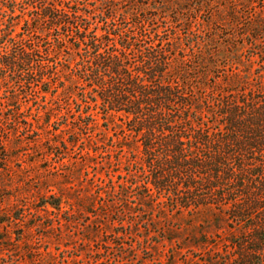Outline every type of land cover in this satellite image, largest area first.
<instances>
[{
    "label": "trees",
    "instance_id": "trees-1",
    "mask_svg": "<svg viewBox=\"0 0 264 264\" xmlns=\"http://www.w3.org/2000/svg\"><path fill=\"white\" fill-rule=\"evenodd\" d=\"M94 15L79 0H0V90L23 76L70 91L84 103L79 117L123 133L108 148L127 167L121 201L206 217L201 227L216 231L193 245L226 244L232 263L264 264V56L254 70L222 71L221 50L196 33L183 46L151 25ZM64 52L74 62L66 75H75L54 83L50 68L65 66L51 59ZM4 91L0 101L20 127L16 95Z\"/></svg>",
    "mask_w": 264,
    "mask_h": 264
},
{
    "label": "rangeland",
    "instance_id": "rangeland-1",
    "mask_svg": "<svg viewBox=\"0 0 264 264\" xmlns=\"http://www.w3.org/2000/svg\"><path fill=\"white\" fill-rule=\"evenodd\" d=\"M104 1L79 0L95 20L106 10L121 24L151 25L183 46L196 33L221 50L222 71L254 70L264 56V0ZM56 57L65 68H50L53 82L73 78L65 71L74 65L70 55ZM28 80L12 78L0 90L2 98L4 90L16 95L20 112L18 127L0 101V264H236L226 244L220 251L193 245L216 231L201 227L206 217L145 209L134 197L121 201L127 189L120 170L127 167L108 148L123 133L101 117H79L84 103L70 91Z\"/></svg>",
    "mask_w": 264,
    "mask_h": 264
}]
</instances>
